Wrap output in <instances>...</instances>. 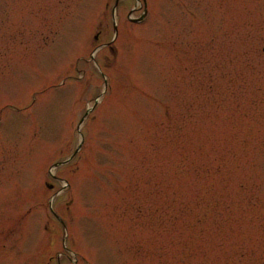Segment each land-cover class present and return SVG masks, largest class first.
Here are the masks:
<instances>
[{
    "label": "rangeland",
    "instance_id": "374dc122",
    "mask_svg": "<svg viewBox=\"0 0 264 264\" xmlns=\"http://www.w3.org/2000/svg\"><path fill=\"white\" fill-rule=\"evenodd\" d=\"M113 1L0 0V264H264V0Z\"/></svg>",
    "mask_w": 264,
    "mask_h": 264
},
{
    "label": "water",
    "instance_id": "95a60500",
    "mask_svg": "<svg viewBox=\"0 0 264 264\" xmlns=\"http://www.w3.org/2000/svg\"><path fill=\"white\" fill-rule=\"evenodd\" d=\"M116 6V0H114V5H113V9L115 8ZM115 30V26L113 25V31ZM95 38V37H94Z\"/></svg>",
    "mask_w": 264,
    "mask_h": 264
}]
</instances>
